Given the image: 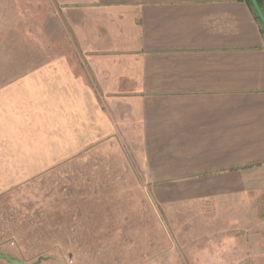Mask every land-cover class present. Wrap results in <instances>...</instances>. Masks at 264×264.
<instances>
[{"label": "crops", "instance_id": "1", "mask_svg": "<svg viewBox=\"0 0 264 264\" xmlns=\"http://www.w3.org/2000/svg\"><path fill=\"white\" fill-rule=\"evenodd\" d=\"M53 4L54 28L64 20L80 53L45 42L37 53L0 52V199L72 172L132 126L152 201L220 209L229 258L219 251L216 264H264V27L253 6ZM20 9L5 8L0 30L46 28Z\"/></svg>", "mask_w": 264, "mask_h": 264}, {"label": "rangeland", "instance_id": "2", "mask_svg": "<svg viewBox=\"0 0 264 264\" xmlns=\"http://www.w3.org/2000/svg\"><path fill=\"white\" fill-rule=\"evenodd\" d=\"M16 4L46 28L0 30V52L37 53L45 42L50 52L80 53L64 20L54 28L53 0H0V22ZM131 129L72 172L43 175L29 190L0 199V254L24 264H216L219 251L229 258V239L220 231L227 223L215 221L220 209L152 201Z\"/></svg>", "mask_w": 264, "mask_h": 264}, {"label": "water", "instance_id": "3", "mask_svg": "<svg viewBox=\"0 0 264 264\" xmlns=\"http://www.w3.org/2000/svg\"><path fill=\"white\" fill-rule=\"evenodd\" d=\"M250 2H251V4H252V6H253L258 18L260 19V21H261V23H262V25L264 27V15L261 12L256 0H250ZM0 259L5 260V261H7V262H9L11 264H24L23 262H20L18 260L12 259L10 256L4 255V254H0Z\"/></svg>", "mask_w": 264, "mask_h": 264}, {"label": "trees", "instance_id": "4", "mask_svg": "<svg viewBox=\"0 0 264 264\" xmlns=\"http://www.w3.org/2000/svg\"><path fill=\"white\" fill-rule=\"evenodd\" d=\"M246 2H247V4H248L250 7H252V5H251V3H250L249 0H246ZM256 2H257L259 8L261 9V11H262V13H263V15H264V2H263V0H256ZM257 20H258V18H257Z\"/></svg>", "mask_w": 264, "mask_h": 264}]
</instances>
